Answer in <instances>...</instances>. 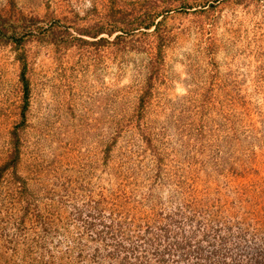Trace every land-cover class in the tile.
I'll return each mask as SVG.
<instances>
[{
    "label": "rangeland",
    "instance_id": "374dc122",
    "mask_svg": "<svg viewBox=\"0 0 264 264\" xmlns=\"http://www.w3.org/2000/svg\"><path fill=\"white\" fill-rule=\"evenodd\" d=\"M0 264H264V0H0Z\"/></svg>",
    "mask_w": 264,
    "mask_h": 264
}]
</instances>
